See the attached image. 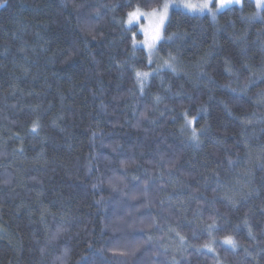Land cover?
<instances>
[{
	"label": "trees",
	"instance_id": "trees-1",
	"mask_svg": "<svg viewBox=\"0 0 264 264\" xmlns=\"http://www.w3.org/2000/svg\"><path fill=\"white\" fill-rule=\"evenodd\" d=\"M158 2L0 0V264H264V21Z\"/></svg>",
	"mask_w": 264,
	"mask_h": 264
},
{
	"label": "snow or ice",
	"instance_id": "snow-or-ice-1",
	"mask_svg": "<svg viewBox=\"0 0 264 264\" xmlns=\"http://www.w3.org/2000/svg\"><path fill=\"white\" fill-rule=\"evenodd\" d=\"M0 6L3 5L0 4ZM236 6H245V0H163V2H158L150 12H145L143 11L141 5H136L134 8H131V10L127 12V18L122 19V23L125 26L124 31H131V42L133 48H135L137 44H142L144 49L149 53V63H152L151 56L153 50L157 46V42L165 38L169 40L172 39L171 36L165 37L164 32L167 31V22L172 19L174 9H183L189 14L203 15L206 13L213 21H215L217 15L222 10L226 8L234 9ZM255 7L257 9L255 18L264 19V0H255ZM248 19L251 20L253 19V17H249ZM145 20L147 21L146 24L143 23V21ZM137 25L139 26L138 28L135 27ZM137 31H139L144 36L143 40H139L137 38ZM174 59V57H170V60L165 61L162 67H168L171 68L172 71H176L175 67L171 63V61ZM225 63L226 65H228L229 62L226 60ZM226 71L231 72V68L226 67ZM149 76L150 73L146 71L137 70L135 72L136 82L141 91H143V89L145 88ZM247 83L248 82L243 85V89L247 88ZM160 99L161 98L159 96H155L153 98L154 103L158 104L160 102ZM194 122L198 123L195 116H192L189 119L186 115V126H191ZM37 128L38 125L36 121H34L31 131L35 133L37 132ZM199 131H203V126H200V128H192V134L189 138L193 141L194 144H198L200 141V137L197 135ZM244 223L247 224V220H245ZM214 227V224L209 225V229H212ZM249 235H251V230H249ZM181 239L183 238L181 237ZM223 244L233 249L238 246L237 242L230 235L224 237ZM202 247L206 248L209 252L214 251V249L210 245L206 244ZM245 251L247 252V249ZM119 254L123 255L124 253Z\"/></svg>",
	"mask_w": 264,
	"mask_h": 264
},
{
	"label": "clouds",
	"instance_id": "clouds-1",
	"mask_svg": "<svg viewBox=\"0 0 264 264\" xmlns=\"http://www.w3.org/2000/svg\"><path fill=\"white\" fill-rule=\"evenodd\" d=\"M246 5H247V8H245V6H241V12H244L245 10L247 11V15L243 16L242 19L249 20L248 19L249 17H253V19L249 21H252V22H255L257 20L264 21V19L255 18V13L257 11L255 7V0H246Z\"/></svg>",
	"mask_w": 264,
	"mask_h": 264
},
{
	"label": "rangeland",
	"instance_id": "rangeland-1",
	"mask_svg": "<svg viewBox=\"0 0 264 264\" xmlns=\"http://www.w3.org/2000/svg\"><path fill=\"white\" fill-rule=\"evenodd\" d=\"M180 10H182V11H184V12H186L185 10H183V9H180ZM150 12V11H149ZM187 13V12H186ZM192 15H197V14H192ZM143 23H147V21L145 20V21H143ZM139 27V26H138ZM143 36V35H142ZM143 39H144V36H143ZM142 39V40H143ZM158 43V42H157ZM142 45V44H141ZM142 47H143V45H142ZM144 48V47H143ZM146 51V53H147V55H148V57H149V53L147 52V50H145ZM154 55H155V49L153 50V52H152V56H151V58H152V60L154 59ZM1 227V226H0Z\"/></svg>",
	"mask_w": 264,
	"mask_h": 264
}]
</instances>
